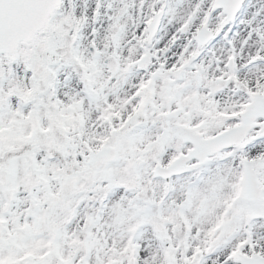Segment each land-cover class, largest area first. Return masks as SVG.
I'll return each mask as SVG.
<instances>
[{
    "label": "snow or ice",
    "instance_id": "6c2138e0",
    "mask_svg": "<svg viewBox=\"0 0 264 264\" xmlns=\"http://www.w3.org/2000/svg\"><path fill=\"white\" fill-rule=\"evenodd\" d=\"M0 264H264V0H0Z\"/></svg>",
    "mask_w": 264,
    "mask_h": 264
}]
</instances>
